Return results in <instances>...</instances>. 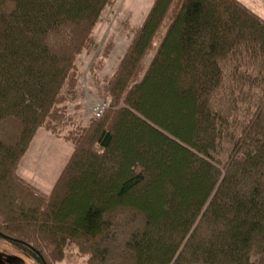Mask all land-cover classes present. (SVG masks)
<instances>
[{"label":"trees","instance_id":"1","mask_svg":"<svg viewBox=\"0 0 264 264\" xmlns=\"http://www.w3.org/2000/svg\"><path fill=\"white\" fill-rule=\"evenodd\" d=\"M112 2L0 0V238L39 264H264V19L153 0L106 105L73 124L76 59ZM72 125L41 193L19 163L39 128Z\"/></svg>","mask_w":264,"mask_h":264},{"label":"rangeland","instance_id":"2","mask_svg":"<svg viewBox=\"0 0 264 264\" xmlns=\"http://www.w3.org/2000/svg\"><path fill=\"white\" fill-rule=\"evenodd\" d=\"M251 11L264 19V0H239ZM153 0H113L101 13L95 24L92 36L95 47L84 51L76 59L78 73L75 88L76 99L68 102L67 112L73 117V124L81 126L89 122L93 115L98 116L106 105L102 98V80L112 74L118 60L123 55L132 31L143 21ZM110 44L108 54L102 53ZM102 59V67L92 73L93 65ZM99 109L98 114L95 113ZM70 127L60 134L39 128L19 163L18 173L41 193H47L72 151V144L65 139ZM39 264L21 254L9 241L0 238V264ZM56 264H86V258L76 250L69 252Z\"/></svg>","mask_w":264,"mask_h":264},{"label":"flooded vegetation","instance_id":"3","mask_svg":"<svg viewBox=\"0 0 264 264\" xmlns=\"http://www.w3.org/2000/svg\"><path fill=\"white\" fill-rule=\"evenodd\" d=\"M14 264H21V263H19V260H17V261H15V263Z\"/></svg>","mask_w":264,"mask_h":264},{"label":"built area","instance_id":"4","mask_svg":"<svg viewBox=\"0 0 264 264\" xmlns=\"http://www.w3.org/2000/svg\"><path fill=\"white\" fill-rule=\"evenodd\" d=\"M94 112L98 114V112H99V109H97V110H96V111H94Z\"/></svg>","mask_w":264,"mask_h":264},{"label":"bare ground","instance_id":"5","mask_svg":"<svg viewBox=\"0 0 264 264\" xmlns=\"http://www.w3.org/2000/svg\"><path fill=\"white\" fill-rule=\"evenodd\" d=\"M20 263V262H19Z\"/></svg>","mask_w":264,"mask_h":264}]
</instances>
